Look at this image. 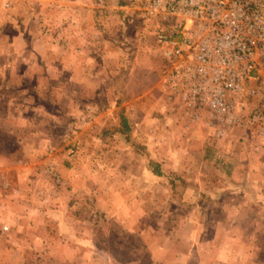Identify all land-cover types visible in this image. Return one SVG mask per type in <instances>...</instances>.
<instances>
[{
    "label": "rangeland",
    "instance_id": "obj_1",
    "mask_svg": "<svg viewBox=\"0 0 264 264\" xmlns=\"http://www.w3.org/2000/svg\"><path fill=\"white\" fill-rule=\"evenodd\" d=\"M157 26L131 0H0V264H251L212 250L261 200L228 188L229 160L259 157L237 180L259 189L264 153L170 130Z\"/></svg>",
    "mask_w": 264,
    "mask_h": 264
},
{
    "label": "built area",
    "instance_id": "obj_2",
    "mask_svg": "<svg viewBox=\"0 0 264 264\" xmlns=\"http://www.w3.org/2000/svg\"><path fill=\"white\" fill-rule=\"evenodd\" d=\"M131 3L158 23L160 93L178 121L219 139L238 134L245 148L264 153V0Z\"/></svg>",
    "mask_w": 264,
    "mask_h": 264
},
{
    "label": "crops",
    "instance_id": "obj_3",
    "mask_svg": "<svg viewBox=\"0 0 264 264\" xmlns=\"http://www.w3.org/2000/svg\"><path fill=\"white\" fill-rule=\"evenodd\" d=\"M85 34V33H83ZM78 46V45H76ZM75 46V47H76ZM72 47L69 48V52L68 55H70L71 57H73L74 59H78V56H83L80 55L76 48ZM77 49H81L82 54H85L88 52L89 47L87 46V44L84 42L82 45H80ZM71 52V53H70ZM76 53V54H74ZM78 61V60H76ZM73 61L72 63H77L80 68L82 67H86L89 63H86V61L84 63H79ZM88 61V60H87ZM81 62V61H80ZM69 64H71V61H69ZM89 66H91L89 64ZM115 81V93L116 95H118V93H121V90L124 91L123 89L120 90V84L123 83L122 79H120V77H115L114 78ZM117 83V84H116ZM155 88V93L157 94L158 99H160V102L163 101L165 105L166 102L163 99V97L161 96L160 93V81L157 82ZM168 112L167 114L170 116V119H168L170 121L171 124H168V127L170 128V130L179 132V133H189L193 130H197L199 131V134L204 137L203 135V131L208 132L207 130L203 129V126H199V127H195V126H190L185 128L183 123H180L178 121V117L172 113V111L170 110V108L167 105V109ZM131 128V127H130ZM196 128V129H195ZM198 128V129H197ZM164 129H167V127H164ZM19 130H22L19 128ZM120 135V132H117ZM131 133H132V128H131ZM21 138V137H20ZM19 142L22 144V140H19ZM207 141L204 140V138L199 139V146L203 147L205 145H207L206 143ZM250 157H247L246 159L248 161H245V159H239L236 158L237 160H229L230 164H233V168L229 169L228 172V176L227 179L229 180L228 182V188H236V187H241L243 188V193L245 195V198H248L251 201L256 200V198H260V202L255 204L254 206L252 205V203H249L250 206H248V213L246 215L243 216V219H239L237 220L235 218V216L233 217H228L227 218V227L230 229V227H236L237 225L242 226L244 229V234L240 233L239 235L235 232L233 235L230 234V237H225L226 240L222 241L227 247H223V249H221L222 247H218L216 249H213L212 252H218L217 254H220L219 252H221V250L223 251V257H227V260H230L231 258H233L234 260L238 261L239 259L244 260V261H249L251 262V264H264V185H260V188L258 189L256 185H253L252 182L249 184V188L247 190L246 185L243 186H239V182L240 179L244 181H247L248 179L252 178V170L251 168L248 169V166L253 165V164H260L258 163V161L260 160L259 157L254 156L252 158H254L255 161L257 162H252L250 160H253ZM56 164L54 163V166ZM1 175H6V180L8 178V175L10 173H12L10 171V169H8V167L2 168V170L0 171ZM162 172V171H160ZM153 177H158L161 178L163 175L161 174H156L154 172H151ZM19 177H23L21 175V173H18ZM262 178V176H261ZM9 179V178H8ZM237 180H239V182H237ZM245 184V183H244ZM264 184V183H263ZM203 191L201 190V188L199 187V205H201L202 203V199L204 198V195L202 193ZM18 193V194H17ZM16 195L19 196L20 195V191H17ZM22 193V191H21ZM214 228V225H212ZM220 226L215 225V228H219ZM217 230V229H216ZM217 233V237H219V232L216 231ZM212 240H209L208 242H211ZM211 250V249H210ZM255 251V253H258V255H252V252ZM227 255V256H226ZM244 264V263H243Z\"/></svg>",
    "mask_w": 264,
    "mask_h": 264
},
{
    "label": "trees",
    "instance_id": "obj_4",
    "mask_svg": "<svg viewBox=\"0 0 264 264\" xmlns=\"http://www.w3.org/2000/svg\"><path fill=\"white\" fill-rule=\"evenodd\" d=\"M120 120L121 121H120V124L117 128V132H120L121 134L126 135V137L129 138L130 133H131V128H130L129 121H128L124 111H122V113H121V119ZM156 174H161V172L157 171Z\"/></svg>",
    "mask_w": 264,
    "mask_h": 264
}]
</instances>
